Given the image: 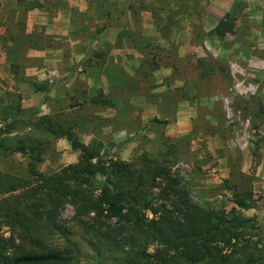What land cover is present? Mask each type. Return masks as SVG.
Segmentation results:
<instances>
[{
	"label": "rangeland",
	"instance_id": "rangeland-1",
	"mask_svg": "<svg viewBox=\"0 0 264 264\" xmlns=\"http://www.w3.org/2000/svg\"><path fill=\"white\" fill-rule=\"evenodd\" d=\"M5 5L10 23L4 27L0 15V141L44 143L42 161L35 163L46 176L77 164L80 154L66 138L36 128L39 119L50 117L99 148L103 160L138 170L145 160L168 167L194 204L248 220L236 248L234 241L222 245L224 255H234L236 262L252 255L264 264V0H6ZM33 9L45 19L30 30L27 12ZM16 13L22 23L15 22ZM226 18L235 23L234 32L214 35ZM37 84L47 92L37 91ZM100 93L111 106L91 103ZM33 162L29 155L0 149V248L8 258L38 250L7 214L6 200L20 207L17 217L33 227L44 248H69L47 219L36 221L38 214L32 218L24 211L41 203L39 195L32 196L40 185L30 171ZM105 181L95 178L97 194ZM161 191L153 188V197ZM244 193L254 194L248 210L235 204ZM56 217L79 249L76 264H128L121 254L97 256L72 205Z\"/></svg>",
	"mask_w": 264,
	"mask_h": 264
},
{
	"label": "trees",
	"instance_id": "trees-1",
	"mask_svg": "<svg viewBox=\"0 0 264 264\" xmlns=\"http://www.w3.org/2000/svg\"><path fill=\"white\" fill-rule=\"evenodd\" d=\"M234 30L235 23L226 18L213 34L224 37ZM216 67L222 68L219 64ZM36 86L39 92L48 90L44 85ZM91 103L111 106L103 93L93 97ZM13 127H8L10 132ZM36 128L66 138L79 152V162L46 176L38 173L35 163L42 161L45 152V144L41 141L24 138L15 146L0 141V149L32 158L30 171L40 180V185L33 188L32 196L39 195L41 203H34L28 209L24 207V211L32 218L38 214L36 221L47 219L46 223L64 237L69 248L65 252L44 248L40 239L33 236V227L17 217L21 213L20 207L6 200L10 205L7 214L23 226L38 251L8 258L5 249L0 248V264H76L74 254H79V249L67 229L56 220L68 204L76 210L75 219L84 240L99 257L121 254L126 256L128 264H258L252 255L247 261L236 262L234 255H224L222 248V245L231 246L233 241L236 242L233 247H237L238 231L245 229L248 220L238 214L234 216L194 204L188 192L179 189V181L171 176L168 167L152 165L151 160H145L147 165L138 170L121 160H103L99 148L81 142L69 130L55 125L50 117L39 119ZM98 176L106 180L99 194L94 183ZM156 186L162 187L159 198L153 197L152 190ZM253 196V193L236 195L235 204L248 210L251 207L247 200L252 201ZM156 201L161 205L155 207ZM147 211L152 212V219L147 216ZM152 247L154 252L151 253Z\"/></svg>",
	"mask_w": 264,
	"mask_h": 264
},
{
	"label": "crops",
	"instance_id": "crops-1",
	"mask_svg": "<svg viewBox=\"0 0 264 264\" xmlns=\"http://www.w3.org/2000/svg\"><path fill=\"white\" fill-rule=\"evenodd\" d=\"M1 3L3 4L2 7L0 8V15H3V19L2 17H0V19H2V23L3 26L5 27L9 22V18L6 14L7 12H9V8L6 7V0H1ZM41 11L39 9H33V10H29L27 12V27L32 30L35 29V26H41L42 23L44 22V17L41 15ZM15 22H19L22 23L23 22V17L20 19V14L16 13V18H15ZM37 26V27H38Z\"/></svg>",
	"mask_w": 264,
	"mask_h": 264
}]
</instances>
